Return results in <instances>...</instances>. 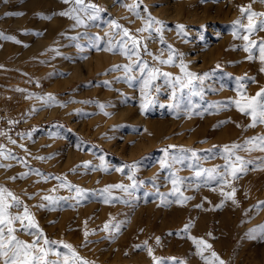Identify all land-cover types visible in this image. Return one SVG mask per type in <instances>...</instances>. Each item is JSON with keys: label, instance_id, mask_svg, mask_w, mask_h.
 <instances>
[{"label": "rangeland", "instance_id": "obj_1", "mask_svg": "<svg viewBox=\"0 0 264 264\" xmlns=\"http://www.w3.org/2000/svg\"><path fill=\"white\" fill-rule=\"evenodd\" d=\"M83 3L100 11L72 12L83 21L77 24L59 13L83 6L63 0H0V33L14 38L0 39V146L5 156L13 157L0 156V165H10L0 167V186L23 201L49 240L71 245L89 264H154L147 248L160 264H219L220 260L264 264V234L259 228L264 225V151L245 143L264 136V124L249 127L251 117L233 103L243 102L238 90L252 97L264 89L258 52L253 60L247 59L246 41L234 37L238 26L233 23L241 18L242 6L251 3L253 11L264 13V4L251 0ZM137 3L141 17L150 13L162 22L163 43L158 34L149 37L148 32L137 31L144 27V19L127 7ZM8 19L14 31L2 23ZM113 21L146 44L147 52L141 47L140 57L129 59L118 50L107 51L110 43L121 40V29ZM178 25L183 26L182 34ZM239 32L247 34L242 28ZM249 39H264V31ZM169 45L174 62L161 64L156 57L166 60ZM137 59L150 69L169 73L168 82L158 76L145 88L148 72L141 76L139 66L133 64ZM181 63L196 74L191 84ZM117 65H133V70H114ZM49 95L54 101L40 99ZM233 144L242 146L234 151L245 161L244 171L236 179L229 175L228 185L209 181L202 170L216 167L223 172L224 146ZM173 156L182 162H173ZM173 175L179 178L177 193ZM65 181L73 187H61ZM121 184L127 192L103 191ZM76 188L83 190L82 197H77ZM232 188L236 203L221 195ZM180 193L190 199L176 203ZM44 196L57 198V203L44 201ZM41 204L46 207H38ZM187 224L191 227L183 231ZM17 236L33 240L24 231ZM190 237L212 244L219 260L211 248L202 249V259ZM52 247L67 252L59 244Z\"/></svg>", "mask_w": 264, "mask_h": 264}, {"label": "snow or ice", "instance_id": "obj_2", "mask_svg": "<svg viewBox=\"0 0 264 264\" xmlns=\"http://www.w3.org/2000/svg\"><path fill=\"white\" fill-rule=\"evenodd\" d=\"M7 2V0H5ZM64 3H73L77 6H83V8H76L74 7L71 11H64L60 12L59 15L67 16L71 19H74L77 24H82L83 21L80 19L79 15H72V12H77L80 10L92 9L93 13H98L100 9L96 8L94 5H84L83 0H63ZM252 3L259 2L264 4V0H251ZM128 10L133 13L137 18L144 19V27L138 29L139 32H148L149 37L152 36L153 33L158 34L159 40L163 43V36L160 35L163 30L162 22L156 20L154 17L151 16L149 13L146 18L141 17L139 11V4L135 5H127ZM144 12H147V9H144ZM241 18L234 21V26H238L237 31L234 32V37L241 38L246 43L243 45V50L248 53L247 59L253 60L258 52L259 59L262 65H264V39L256 41L250 40L249 37L254 35L257 31H264V19L257 20V17H264V13H258L251 9V3L246 7L240 8ZM90 18L95 19V15H91ZM247 20V24L243 23V20ZM114 27L117 29H121L120 35L121 40L118 44L113 45L109 44V47L106 49L107 51H115L118 50L121 55L126 56L127 58L131 59L132 56L140 57V48L143 47L144 51L147 52V45L141 44L135 36L130 35L129 30L126 28H122L119 24H116L115 21L112 22ZM155 25H160V27H155ZM239 28L245 30L247 34L241 35L239 32ZM178 34L183 33V26L178 25ZM127 38V39H125ZM0 39H8L14 40L13 37L4 36L0 33ZM19 43V41H16ZM169 53L168 58L166 60H160L159 57L156 59L159 60L161 64L171 65L174 62V53L171 50V46H168ZM151 55V53H149ZM134 65L139 66V70L141 76L144 73L148 72V79L144 81L145 88H147L152 80H155L158 76L165 77V82L167 83V78L170 76L169 73L160 72L159 69H150L148 68L147 63L141 64L140 60L137 59L133 62ZM127 72H131L133 70V65H117L114 66V70H119L120 68ZM181 71L185 73L187 77L190 79L188 83L191 84L192 79L196 78V74L192 72L186 71V65L183 63L180 64ZM261 72H264V67H261ZM132 79V77H129ZM202 79V78H201ZM254 81V78H251ZM179 80V78H177ZM243 88V85H241ZM238 94H241L243 102L241 100H236L233 103L235 104L236 109L244 115L251 117L252 123L249 124V127H255L256 124H264V89H261L255 96L252 97H245L242 93L238 90ZM45 101V103L54 101V97L49 95L46 98H40ZM48 106H51L50 104ZM102 107V106H101ZM146 107L144 103L141 104V108L143 109ZM224 122H221L223 124ZM15 143V141H11ZM246 144H253V146L260 151H264V136L254 137L249 141L245 142ZM241 145L233 144L231 148L229 146H224V159L226 160V164L224 165L223 172H220L218 168L214 167L212 169H203V172L208 174L209 181H216L217 183L228 185L229 181L227 177L230 175L233 179L238 178L240 172L244 171L243 165L245 161L238 155L235 154L236 149H241ZM251 150V149H245ZM193 156H196V153L192 152ZM0 156H4L5 158H13L11 153H8L5 156L3 151V147L0 146ZM235 162H233V158ZM43 159V158H38ZM102 159V158H101ZM173 162H182L179 158L173 156ZM239 164L241 167H237L236 165ZM161 168H165V162L162 160L160 161ZM87 163L85 167H87ZM0 167H10V165H0ZM191 167V165H190ZM107 169H105L106 171ZM117 171H122V169H116ZM200 172H197V175H200ZM22 176H27V173L22 174ZM11 179L15 180L16 177H11ZM60 179V178H57ZM129 179H132L130 176ZM179 178L173 177L171 178V183L173 185V192L177 193L180 192L178 185ZM61 187H67L71 189L73 186L68 184L66 181L61 183ZM111 188H119L124 192L128 191V187L124 185H111L107 186L103 191L109 192ZM236 189L232 188L231 192H221V195L225 198V200L231 199L233 203H236L234 198ZM83 190L80 188H76L77 197H82ZM44 201H48L51 204L57 203V198L52 196H44L42 197ZM65 199V198H60ZM190 199V197L183 196L180 193V198L176 201V203L182 204L184 201ZM105 202L108 203L109 200L106 198ZM264 203V202H261ZM223 202L216 207H222ZM38 207H46V205L41 204ZM197 207H201L197 205ZM15 209L16 211H13ZM19 225V227H17ZM116 230H119V225L114 226ZM191 227L190 224L184 226L183 231H187ZM261 229L262 234H264V225L259 226ZM104 230H109V224L104 225ZM18 231H24L27 234L33 237L31 242H27L21 240L17 236ZM255 232V230H250ZM89 233L85 232V242L87 243V237ZM209 235H211L209 233ZM193 240V243L196 245L198 250H201L199 254L203 259V252L202 249L211 248V245L208 244L203 239H196L194 237H190ZM156 243H160V238H156ZM59 244L64 249H67L66 253H61L58 250L54 249L52 245ZM135 247L139 248L140 245H136ZM144 247L147 248V241L144 243ZM148 255L152 257L154 264H160L158 258L153 256V251L151 248H147ZM56 257V259H51L50 257ZM212 256L219 260V257L215 252L212 253ZM0 264H89L87 260H84L82 257L78 255V253L72 248L71 245L49 240L46 235L44 234L43 230L39 228L38 224L36 223L34 216L30 212L29 208L24 205L23 201L20 200L14 193H12L7 188L0 186ZM219 264H223V261L220 260Z\"/></svg>", "mask_w": 264, "mask_h": 264}, {"label": "bare ground", "instance_id": "obj_3", "mask_svg": "<svg viewBox=\"0 0 264 264\" xmlns=\"http://www.w3.org/2000/svg\"><path fill=\"white\" fill-rule=\"evenodd\" d=\"M232 16H233V15H232ZM2 23H6V26H10V23H13V22H12V20H9V19H8V20H5V21H2ZM14 23H15V22H14ZM1 26H2V24H1ZM4 26H5V25H4ZM6 28H7V27H6ZM7 30H8L9 32L14 31V29H12L11 26L8 27ZM263 77H264V76H263ZM256 78H257V77H256ZM260 82H261V81H260ZM253 85H254V84H253ZM260 88H261V87H260ZM254 89H255V88H254ZM253 93H254V92H253ZM253 93H252V94H253ZM217 244H218V243H217ZM211 245H212V244H211ZM219 245H220V244H219ZM233 246H234V245H233ZM213 249H214V248H213ZM208 250H210V249H208ZM211 250H212V248H211ZM210 252H211V251H210ZM212 252H213V250H212ZM221 254H222V253H221Z\"/></svg>", "mask_w": 264, "mask_h": 264}]
</instances>
